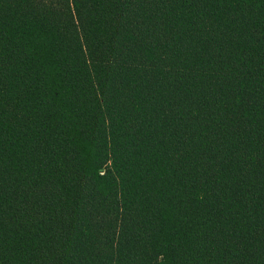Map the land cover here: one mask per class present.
<instances>
[{
	"label": "trees",
	"instance_id": "obj_1",
	"mask_svg": "<svg viewBox=\"0 0 264 264\" xmlns=\"http://www.w3.org/2000/svg\"><path fill=\"white\" fill-rule=\"evenodd\" d=\"M0 264H264V0H0Z\"/></svg>",
	"mask_w": 264,
	"mask_h": 264
}]
</instances>
